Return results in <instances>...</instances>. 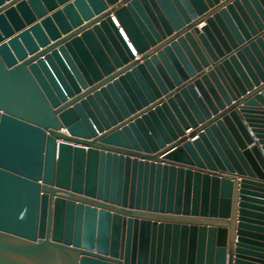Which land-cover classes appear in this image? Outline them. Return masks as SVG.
I'll use <instances>...</instances> for the list:
<instances>
[{"label": "water", "instance_id": "1", "mask_svg": "<svg viewBox=\"0 0 264 264\" xmlns=\"http://www.w3.org/2000/svg\"><path fill=\"white\" fill-rule=\"evenodd\" d=\"M0 264H264V0H0Z\"/></svg>", "mask_w": 264, "mask_h": 264}, {"label": "bare ground", "instance_id": "2", "mask_svg": "<svg viewBox=\"0 0 264 264\" xmlns=\"http://www.w3.org/2000/svg\"><path fill=\"white\" fill-rule=\"evenodd\" d=\"M201 24H202V23H200V24L198 25V27H200ZM135 56H136L135 58H139L137 54H136ZM189 130H190V129H187V130L185 131V134H188ZM60 131L63 132V133H65V134H68V132L66 131V129H65L64 127L61 128ZM64 131H65V132H64ZM187 131H188V132H187ZM98 133H99V132H98ZM191 139H192V138H190V140H191ZM57 142H60V139H57ZM72 144L75 145V143H73V142H72ZM77 145H79V144H77ZM85 148H86V147H85Z\"/></svg>", "mask_w": 264, "mask_h": 264}, {"label": "built area", "instance_id": "3", "mask_svg": "<svg viewBox=\"0 0 264 264\" xmlns=\"http://www.w3.org/2000/svg\"><path fill=\"white\" fill-rule=\"evenodd\" d=\"M121 30V29H120ZM122 31V30H121ZM123 32V31H122ZM124 38H125V40L126 41H128V39H127V37L124 35ZM129 45L131 46V44L129 43ZM131 48H132V50H133V52H134V54H136V52H135V50L133 49V47L131 46Z\"/></svg>", "mask_w": 264, "mask_h": 264}, {"label": "crops", "instance_id": "4", "mask_svg": "<svg viewBox=\"0 0 264 264\" xmlns=\"http://www.w3.org/2000/svg\"><path fill=\"white\" fill-rule=\"evenodd\" d=\"M65 132V131H64ZM188 132V131H187Z\"/></svg>", "mask_w": 264, "mask_h": 264}]
</instances>
